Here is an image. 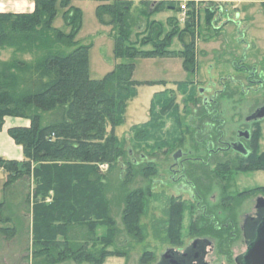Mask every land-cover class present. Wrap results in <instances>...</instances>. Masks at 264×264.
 <instances>
[{
    "label": "trees",
    "instance_id": "16d2710c",
    "mask_svg": "<svg viewBox=\"0 0 264 264\" xmlns=\"http://www.w3.org/2000/svg\"><path fill=\"white\" fill-rule=\"evenodd\" d=\"M97 1L96 18L100 24L110 27L113 54L119 60L100 79L89 77L90 45L75 41L82 15L79 7L72 5V0H32L31 12H0V48H15L10 62H0V130L5 117L29 121L28 127L8 129V135L21 146L23 159L0 157V169L6 174L4 199L0 202V224L3 225L0 226V234L7 239L16 236L12 203L18 200L19 190L12 186L19 180L31 181V189L23 198L24 207L32 215L30 264H102L107 256L126 257L125 249L130 247L129 244L119 248L116 243L122 234L137 242L144 239L141 218L145 215L151 188L129 189L128 185L136 172L147 176L156 172V168L151 162L142 163L141 167V163L128 160L114 129L123 125L126 103L136 95L137 86L164 81L133 80V61L137 58L178 56L186 73L193 76L197 70V22L196 9L191 7L193 1L188 2L182 28H179L175 16L181 9L174 4H167L175 9L171 16L161 21L153 17L167 10L168 6L163 1L153 4L138 2L137 5L132 0ZM260 1L264 4V0ZM58 7L62 10L67 32L53 25ZM212 17L213 14L207 10L204 20L210 28ZM143 19V31L133 32L138 25L136 23ZM174 39L180 44L179 50L171 49ZM28 56L34 57V62L26 59ZM182 91L187 93L186 87ZM188 95L183 112L187 117L195 116L199 123L197 127L191 125L187 133L174 142L182 146L190 140L189 144L196 146L193 150L203 149L211 139L206 136L208 123L215 122L217 128L221 120L218 121L219 116H216L215 121H211L194 88H190ZM157 107L162 114L172 108L177 109L173 93L163 90L154 94L149 107V121L133 128L137 139H145L147 129L154 127ZM198 127L203 133L196 139ZM208 134L213 135V140L220 137L218 130ZM260 137V121H256L247 141L250 150L247 155H213L210 159L213 168L201 162L186 166L184 174L193 185L197 199L201 198L203 204H207L206 210L202 209L190 223L193 237L214 239L223 244V248L227 241L238 238L240 231L231 211L232 203L255 195L264 198V186L234 192V175L237 172L264 171ZM120 161L125 166L124 179L114 186L110 177L116 169L120 171ZM101 166H105L104 171ZM213 177L223 181L217 187L219 201L215 207L206 201L213 191ZM196 209L190 200L170 198L162 226L154 231H164L163 243L181 246L184 213L192 215ZM218 209L221 210L220 215ZM114 210L120 214L121 228L116 224ZM100 226L105 228V234L96 238V229ZM232 233L236 234L235 238H232ZM153 261L154 254L145 251L138 264H151Z\"/></svg>",
    "mask_w": 264,
    "mask_h": 264
},
{
    "label": "rangeland",
    "instance_id": "374dc122",
    "mask_svg": "<svg viewBox=\"0 0 264 264\" xmlns=\"http://www.w3.org/2000/svg\"><path fill=\"white\" fill-rule=\"evenodd\" d=\"M27 1L32 2V0ZM193 2L194 5L191 7L196 9L197 22V37L195 38L197 70L195 75L191 76L182 69L181 59L178 56L137 58L133 61V80L138 82L164 81V83L150 86L139 85L135 88L136 95L126 103L124 123L114 129V134L127 152L128 160L130 159L137 164L141 163V167H143L142 163L151 162L155 166L156 172L147 176L136 172L128 185L129 189L151 188V196L147 201L145 215L141 218V223L144 226V239L137 242L122 234L116 243L119 248H123L126 243L129 244L130 247L125 249L127 252L126 257L107 256L102 264H138L141 255L145 251L154 254L155 261L151 263L154 264L166 248L178 251L192 242L193 236L190 233V223L201 212L199 208L201 204L197 202L195 196L192 197L194 193V189H191L192 186L188 182L186 185L181 184L178 181L179 173L175 175L169 170L171 164H173V153L178 148H182V151L186 154L190 145V140L182 146H179L174 140L183 137L191 125L195 126L197 124L196 117H187L183 112L190 88H194L195 95L199 96L201 100L219 93L218 108L222 111L218 114V118L223 120L224 135L227 139L234 138L240 128L242 130L248 129L244 125L246 118L256 108L264 104V4L239 5L233 2L221 4L218 0ZM137 3L135 4L137 5ZM97 4V0H72V5L79 7L82 15L81 26L75 36V41L78 44L90 45L88 50V73L91 79L104 77L119 62L113 54L114 41L110 27L100 24L96 18L95 8ZM182 4L186 5V9L175 15L179 22V28L183 27L189 7L187 1ZM235 6L238 7L237 13H244L239 19L236 18L237 14L233 11ZM25 7V0H0V12L23 13L22 10L27 12ZM207 10L213 14L211 28L205 24L204 20ZM135 12L137 13V11ZM157 18H160V16L153 17L156 20H164V18ZM136 24L138 25L133 28V32L143 31L145 27L144 19ZM53 25L64 32L68 31V27L62 18V10L59 7ZM171 49H180V44L176 39L173 40ZM189 81H194V83L189 84ZM180 84L187 85L178 87ZM183 87H186L187 93L182 91ZM163 90L173 93L174 104L177 109L173 110L172 108L171 111L162 114L159 107H157V120L153 124L154 127L147 129L145 139H137L133 128L135 126L140 127L149 121L150 102L155 93ZM187 154L192 157L197 155L202 157L203 153L192 151L187 152ZM231 154L229 155L233 156ZM207 165L213 168L210 163ZM118 166L120 171L116 169L110 177V181L114 183V186L118 185L119 180L124 179L125 166L121 161ZM103 168L101 170L104 171ZM0 171L2 172L0 173V201H2L4 199L2 183L6 179V174L1 169ZM220 182L223 181H218L213 177V191L206 197V201L210 205L219 201L217 187ZM205 183L208 182L205 181ZM234 183V192L264 186V171L237 172L234 175ZM27 185L18 184L20 188L17 194L18 200H15L14 204L12 203L17 234L14 236L15 239L11 243V247L0 251V258L5 259L4 262L1 258L2 264H30L31 233L29 235L26 232V226H31L32 215L27 214L29 209L26 211L23 198L25 193L31 189V181ZM177 197L190 200L197 208L192 212V215L189 212L184 213L181 228L182 245L179 247H177L178 245L172 246L166 242L163 243L162 233L164 231H154L155 228L159 230L162 226L161 221L165 218L164 210L169 199ZM254 200L255 197L251 196L235 203L237 207L234 206L236 209H234L233 214H236L238 224L241 223L245 213L253 212ZM115 210L113 215L116 224L121 228L120 214ZM24 215L25 218L30 220L24 219ZM104 234L105 228L97 227L96 238H100ZM243 247L240 233L238 240L229 249L230 256L233 257L230 264L233 261L236 263L234 256L241 252ZM109 249L112 250L113 248L109 247ZM206 260L209 264H221L225 261L222 254L216 249L207 254ZM62 264L77 263L64 262ZM81 264L88 263L83 262Z\"/></svg>",
    "mask_w": 264,
    "mask_h": 264
},
{
    "label": "flooded vegetation",
    "instance_id": "af4514ba",
    "mask_svg": "<svg viewBox=\"0 0 264 264\" xmlns=\"http://www.w3.org/2000/svg\"><path fill=\"white\" fill-rule=\"evenodd\" d=\"M258 82H260V81L258 80ZM218 97H219V93L218 94L215 93V94H213L211 97H209L207 99L206 98H203L202 99V104L204 105V107H205V109L207 111V114H209L212 122L215 121V117L218 116V114H220L221 111H222L221 109L218 108V103H219L217 101ZM193 117L195 118V116H193ZM217 120L219 121L221 119H217ZM196 122H197V124L199 123L197 119H196ZM222 122H223V120H221V123H219L220 125L217 126V128H216L215 122L214 123H211V122L208 123L209 125L207 126V129H206L207 130L206 136L208 138H211V139L207 141V144L205 145V147L203 149L200 148V149H197V150H191L190 148H192L193 146L192 145H189L188 146L189 148H188L187 152L190 153V152L194 151V153H199L201 151L203 153L202 155L204 157H206L205 159H203V156L202 157H199V156H195V157L194 156L193 157L192 156H189L187 154V152L185 154V152L182 151V148H178L176 150V152L173 153V155H172L173 164H171V167L169 168V170L171 171L172 174H175V175H176V173H179V176H178L179 179H178V181L181 182V184L183 183V185H186V183L188 182L192 186L191 189L193 190V188H194L193 185L188 181L186 175L184 174L185 173V168H186V166H188L189 163H196V162L198 163V162H201V163H204L205 165H207V164L210 163V159L212 158L213 155H217V156H220L221 155V157H223L224 155H227L228 156L230 153H232L233 156H235V155H241L239 153L234 152L231 149V144L233 142H240V143H242L244 145V147L246 148V150L248 151V153H249L250 150L248 148L247 141L249 140V138H250V136L252 134V131H253L254 127H255V122L256 121H246L245 120L244 125H246V127L248 129H244V130H242L241 128L238 129L237 132H236V136L234 138H229V139L225 138ZM197 124H195V126ZM198 128L199 129L195 133L196 134V139H198V137H197L198 134L203 133V130L200 129V127H198ZM213 130L214 131L215 130H218L220 132V137L217 138L216 140H213L212 139V136L213 135L208 134V132H211ZM244 131L248 132V134H249V137L248 138H244L243 135H239V133L244 132ZM202 140L203 139L201 138L199 141L201 142ZM197 160H199V161H197ZM194 196H195V198H197L195 193H193V196L192 197H194ZM254 197H255V200H254V205H253V212L252 213H250V212L249 213H245L243 215V218H242V221H241L240 224H238V221H237L238 218H236L237 228H238V230L241 233L242 242H243L244 247H243V250L241 252H239L236 256H234L235 259H238L240 257V255H242L246 251V240L244 239L243 232H242L243 221H244V218L247 217V216L254 217L256 215V213H257V210L255 208V206H256V198L257 197H262V196L261 195H255ZM245 199H247V198H245ZM245 199H241V201L242 200H245ZM197 202H199V204H201L199 206L200 210H202V209L203 210H206V205L207 204L206 205L203 204V201H202L201 198ZM235 203L233 202L232 203V206H231L232 207L231 211L233 213L235 211L234 209H236L234 206L237 207V204H235ZM212 205H214V207H215V205L217 206V203L216 204H212ZM217 213H218V215H220L221 214V210L218 209L217 210ZM234 216L236 217V214H234ZM226 224H229V223H226ZM235 236H236V234L235 233H232V238H235ZM196 239H205V238H202V237H197V238L196 237H193V240H196ZM206 239H208L210 241V244H209V246L206 247V254L204 256V259H202V260L206 264H209V262L206 260L207 254L209 252H213V250L216 249L217 251H219V253L222 254V257L225 259V261L224 262H221V264H230L233 257L230 256L231 253L229 252V249H230V247H232L234 245V243L236 242V240H238V238H236L232 242L230 240L227 241L226 242V247H224V248H223V244H221V243H219V242H217L215 240H212L210 238H206ZM190 244L191 243H189L187 246H185L182 250H178V252H182ZM170 249H172V248H166L159 255L158 259L156 260V262L154 264H158L160 262L161 256L167 250H170ZM233 263H234V261L232 262V264ZM234 264H240V263L236 262Z\"/></svg>",
    "mask_w": 264,
    "mask_h": 264
},
{
    "label": "water",
    "instance_id": "95a60500",
    "mask_svg": "<svg viewBox=\"0 0 264 264\" xmlns=\"http://www.w3.org/2000/svg\"><path fill=\"white\" fill-rule=\"evenodd\" d=\"M174 9V7H169ZM264 119V104L255 109L246 121H259ZM248 138V132L239 133ZM231 149L241 155H247L248 151L240 142H233ZM257 213L254 217H245L242 226L243 237L246 240V251L240 255L236 262L240 264H264V198H256ZM208 239H196L182 252L174 249L167 250L160 258L158 264H206L202 259L209 246ZM196 262V263H195Z\"/></svg>",
    "mask_w": 264,
    "mask_h": 264
},
{
    "label": "crops",
    "instance_id": "0c3cea01",
    "mask_svg": "<svg viewBox=\"0 0 264 264\" xmlns=\"http://www.w3.org/2000/svg\"><path fill=\"white\" fill-rule=\"evenodd\" d=\"M108 1H111V0H108ZM132 1H134L135 3L136 2L151 1L153 4L156 0H132ZM158 1H163V2H165L166 5L167 4L168 5L174 4V6H179L180 4H182L186 1L189 2V1H198V0H158ZM218 1H220L221 4L227 3V2H233V3H237L239 5H251V4H256V3H260V4L263 3L260 0H218ZM25 2H26V7H25L26 11L31 12L33 10L32 2H29L27 0H25ZM169 7L170 6L167 7V10L156 14L155 15L156 17L160 16V18H157V19H162V18L165 19L166 17H168L169 14L171 15L172 11L175 9V7H174V9H170ZM22 11L25 12V10H22ZM233 11H235V13L237 14L236 18H238V19L241 18L242 14H244L242 12L237 13L236 11H238V7H236V6L233 8ZM246 47H248V46H246ZM28 126H29V121L27 119H23V118H19V117H5L4 118V123H3L2 129L0 130V157L6 158L9 160H17V161H21L23 159L22 148H21V146L17 145L14 142V140L8 135V129L12 128V127H28ZM260 128H261V137L259 139V149L261 151H264V119H262L260 121ZM0 173H2V172L0 171ZM4 181H5V179H4ZM4 181H3V183H4ZM28 182H29L28 180H19L12 187H16L18 190H20L18 184H21V185L24 184V185L28 186L27 185ZM3 183H2V185H3ZM26 194H27V192L25 193V195ZM25 208H26V211H28V208L26 206H25ZM27 214H30V211H29V213L27 212ZM29 216H31V215H29ZM24 219L30 220L28 218H25V215H24ZM7 225H11V224L8 223ZM0 226H3V225L0 224ZM30 227H31L30 225H28V227L26 226V228H27L26 232L29 235L31 233ZM14 239H15L14 237L7 239L0 234V251L7 249V248L9 249L11 247V245H12L11 243L14 241ZM1 258H0V264H2ZM2 260H4V262H5L4 258H2Z\"/></svg>",
    "mask_w": 264,
    "mask_h": 264
},
{
    "label": "clouds",
    "instance_id": "9594fccd",
    "mask_svg": "<svg viewBox=\"0 0 264 264\" xmlns=\"http://www.w3.org/2000/svg\"><path fill=\"white\" fill-rule=\"evenodd\" d=\"M15 52V48L12 46H7L4 48H0V62H10L13 58V54ZM29 61L34 62V57L28 56L26 57Z\"/></svg>",
    "mask_w": 264,
    "mask_h": 264
},
{
    "label": "built area",
    "instance_id": "2783aa9c",
    "mask_svg": "<svg viewBox=\"0 0 264 264\" xmlns=\"http://www.w3.org/2000/svg\"><path fill=\"white\" fill-rule=\"evenodd\" d=\"M185 3V2H184ZM180 9L183 11L186 9V5L185 4H181L180 5ZM102 168L105 167V166H101Z\"/></svg>",
    "mask_w": 264,
    "mask_h": 264
}]
</instances>
